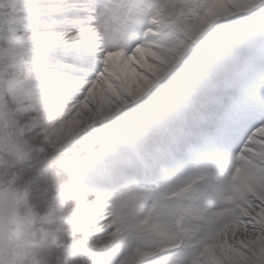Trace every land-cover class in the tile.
Here are the masks:
<instances>
[{"label": "snow or ice", "instance_id": "1", "mask_svg": "<svg viewBox=\"0 0 264 264\" xmlns=\"http://www.w3.org/2000/svg\"><path fill=\"white\" fill-rule=\"evenodd\" d=\"M0 264H264V0H0Z\"/></svg>", "mask_w": 264, "mask_h": 264}]
</instances>
